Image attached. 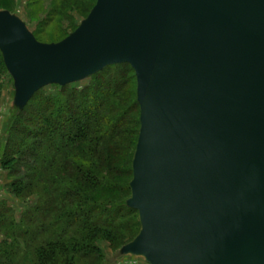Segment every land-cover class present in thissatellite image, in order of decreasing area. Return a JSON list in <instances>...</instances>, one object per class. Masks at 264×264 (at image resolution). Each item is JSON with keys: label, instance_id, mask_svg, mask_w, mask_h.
I'll list each match as a JSON object with an SVG mask.
<instances>
[{"label": "water", "instance_id": "1", "mask_svg": "<svg viewBox=\"0 0 264 264\" xmlns=\"http://www.w3.org/2000/svg\"><path fill=\"white\" fill-rule=\"evenodd\" d=\"M22 109L39 90L128 64L139 134L121 250L147 264H264V0H96L58 43L0 11Z\"/></svg>", "mask_w": 264, "mask_h": 264}, {"label": "trees", "instance_id": "2", "mask_svg": "<svg viewBox=\"0 0 264 264\" xmlns=\"http://www.w3.org/2000/svg\"><path fill=\"white\" fill-rule=\"evenodd\" d=\"M5 1L0 11L12 14ZM42 1L28 0L27 16L47 44L74 32L96 3L51 0L39 17ZM6 76L0 52V90ZM88 79L82 89L43 88L12 109L0 170L23 208L0 200V264H114L101 245L119 256L140 231L138 212L127 206L140 128L135 73L122 64Z\"/></svg>", "mask_w": 264, "mask_h": 264}, {"label": "rangeland", "instance_id": "3", "mask_svg": "<svg viewBox=\"0 0 264 264\" xmlns=\"http://www.w3.org/2000/svg\"><path fill=\"white\" fill-rule=\"evenodd\" d=\"M14 9L12 15L19 18L26 26L29 32H33L38 26L39 22L32 21L28 18V0H12ZM7 3L5 0L0 1V6H5ZM51 5V0H44L38 6V11L40 16H44L46 10H49ZM78 19V18H77ZM82 20L78 19V25ZM35 38V37H34ZM47 41V40H44ZM41 43V42H40ZM47 44V43H44ZM2 87L0 90V152L6 144L7 140V130L11 125V114L14 106V86L13 81L10 78V75L4 77L1 82ZM89 84V79H85L80 82L70 84L71 88L82 89ZM46 94H50L53 90L50 86L44 88ZM8 183L6 180L5 174L0 170V200H6L10 206H12L16 211L22 210V204L17 201L13 196L7 193L5 186ZM34 201V198H32ZM102 249L106 252L109 259L115 260L114 264H147L142 257L123 255L121 250H119V256L112 253L110 246L107 243L101 245Z\"/></svg>", "mask_w": 264, "mask_h": 264}]
</instances>
